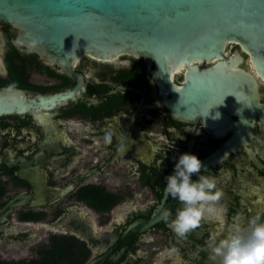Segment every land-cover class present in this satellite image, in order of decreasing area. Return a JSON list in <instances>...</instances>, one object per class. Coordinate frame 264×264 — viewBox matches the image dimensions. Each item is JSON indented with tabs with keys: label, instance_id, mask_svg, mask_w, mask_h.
<instances>
[{
	"label": "flooded vegetation",
	"instance_id": "obj_1",
	"mask_svg": "<svg viewBox=\"0 0 264 264\" xmlns=\"http://www.w3.org/2000/svg\"><path fill=\"white\" fill-rule=\"evenodd\" d=\"M0 33L7 71L0 87L35 98L75 85L35 54H22L10 27ZM235 53L262 107L248 129L244 113L231 116L238 124L225 123L229 112L222 107L174 115L144 60L131 55L110 63L83 58L74 67L83 78L79 97L0 116V264H86L101 248L123 251L115 264H214L212 238L226 239L258 214L264 221V81L238 46L226 50L227 58ZM185 70L173 74L176 86L183 85ZM181 154L195 155L206 169L201 174L213 176L223 192L217 218H205L186 238H177L164 219L181 208L164 192ZM102 197L110 208L95 206ZM161 205L160 221L121 238L128 225L149 219ZM53 237L72 243L71 251H51ZM29 242L31 251L17 257L6 249Z\"/></svg>",
	"mask_w": 264,
	"mask_h": 264
},
{
	"label": "water",
	"instance_id": "obj_2",
	"mask_svg": "<svg viewBox=\"0 0 264 264\" xmlns=\"http://www.w3.org/2000/svg\"><path fill=\"white\" fill-rule=\"evenodd\" d=\"M3 26L14 31L17 45L29 33L40 36L44 43L33 54L76 83L35 98L20 88L0 87V116L79 97L83 78L74 67L81 59L110 63L124 55L144 60L174 115L189 118L222 107L229 112L225 123L238 124L231 116L244 113L248 129L262 110L252 76L238 67L243 58L237 53L227 58L226 47L238 46L264 81V0H0ZM3 46L0 33V75L7 73ZM205 62L215 63L201 70L198 64ZM182 68L184 82L176 86L172 76ZM165 213L161 205L149 219L128 225L121 238L151 228ZM122 252L101 248L86 264H115Z\"/></svg>",
	"mask_w": 264,
	"mask_h": 264
},
{
	"label": "clouds",
	"instance_id": "obj_3",
	"mask_svg": "<svg viewBox=\"0 0 264 264\" xmlns=\"http://www.w3.org/2000/svg\"><path fill=\"white\" fill-rule=\"evenodd\" d=\"M43 43L40 36L29 33L27 42L21 41L18 47L22 54H32ZM106 139L110 141V136ZM202 169L204 166L195 155L181 154L172 174L165 177V194L181 204L174 219H170L171 213H166L164 217L177 238H186L201 226L205 218H217L223 192L217 188L213 176L201 174ZM193 176L198 179L194 181ZM209 247L214 264H264V221L258 214L247 220L246 227H236L226 239L217 243L212 238ZM173 252L179 255L177 250L173 249ZM177 264L180 262L177 261Z\"/></svg>",
	"mask_w": 264,
	"mask_h": 264
},
{
	"label": "trees",
	"instance_id": "obj_4",
	"mask_svg": "<svg viewBox=\"0 0 264 264\" xmlns=\"http://www.w3.org/2000/svg\"><path fill=\"white\" fill-rule=\"evenodd\" d=\"M90 199H92V196H89ZM111 202H109L108 200H102L101 202L99 201L97 204H95L96 207H98L99 209H108L111 207ZM72 243L67 242L66 240H64L61 237H53L51 240V251L55 252V253H63L65 251H71L70 248H68V246H70ZM57 258H55L54 260H56ZM42 264V263H39Z\"/></svg>",
	"mask_w": 264,
	"mask_h": 264
},
{
	"label": "rangeland",
	"instance_id": "obj_5",
	"mask_svg": "<svg viewBox=\"0 0 264 264\" xmlns=\"http://www.w3.org/2000/svg\"><path fill=\"white\" fill-rule=\"evenodd\" d=\"M31 244L32 242H29L26 245H12V246H8L6 249L9 255H11V257H17L25 254L28 251H31L30 248Z\"/></svg>",
	"mask_w": 264,
	"mask_h": 264
},
{
	"label": "bare ground",
	"instance_id": "obj_6",
	"mask_svg": "<svg viewBox=\"0 0 264 264\" xmlns=\"http://www.w3.org/2000/svg\"><path fill=\"white\" fill-rule=\"evenodd\" d=\"M229 46H230V45H228V46L226 47V50L229 48ZM179 72H180V70L176 71V73H179Z\"/></svg>",
	"mask_w": 264,
	"mask_h": 264
}]
</instances>
